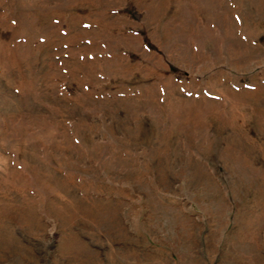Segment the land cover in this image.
I'll list each match as a JSON object with an SVG mask.
<instances>
[{
	"label": "rangeland",
	"instance_id": "rangeland-1",
	"mask_svg": "<svg viewBox=\"0 0 264 264\" xmlns=\"http://www.w3.org/2000/svg\"><path fill=\"white\" fill-rule=\"evenodd\" d=\"M0 264H264V0H0Z\"/></svg>",
	"mask_w": 264,
	"mask_h": 264
}]
</instances>
